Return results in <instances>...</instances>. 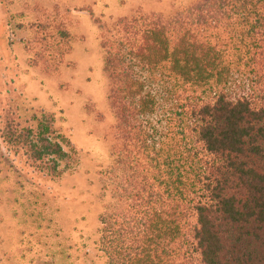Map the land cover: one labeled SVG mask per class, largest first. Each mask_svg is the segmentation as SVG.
Listing matches in <instances>:
<instances>
[{
    "label": "trees",
    "instance_id": "16d2710c",
    "mask_svg": "<svg viewBox=\"0 0 264 264\" xmlns=\"http://www.w3.org/2000/svg\"><path fill=\"white\" fill-rule=\"evenodd\" d=\"M95 20L116 118L107 264H264V0ZM36 29L58 65L71 36L53 20ZM1 139L53 176L79 155L43 109L10 107Z\"/></svg>",
    "mask_w": 264,
    "mask_h": 264
},
{
    "label": "rangeland",
    "instance_id": "374dc122",
    "mask_svg": "<svg viewBox=\"0 0 264 264\" xmlns=\"http://www.w3.org/2000/svg\"><path fill=\"white\" fill-rule=\"evenodd\" d=\"M192 1L0 0V264H107L100 215L113 201L104 181L115 159L116 118L95 18L111 23ZM52 20L71 42L62 61L47 67L36 24ZM10 107L53 114L78 150L74 167L53 176L11 153L1 139Z\"/></svg>",
    "mask_w": 264,
    "mask_h": 264
}]
</instances>
